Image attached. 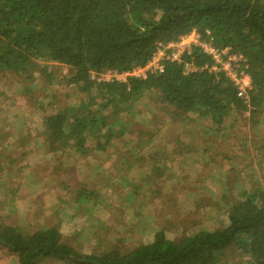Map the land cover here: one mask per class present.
<instances>
[{
  "label": "trees",
  "instance_id": "obj_1",
  "mask_svg": "<svg viewBox=\"0 0 264 264\" xmlns=\"http://www.w3.org/2000/svg\"><path fill=\"white\" fill-rule=\"evenodd\" d=\"M193 30L215 48L247 58L254 120L264 108V0H0V76L19 77L27 94L36 79L54 85L52 65L66 69L62 82L77 89L80 102L56 107L68 92L45 94L41 87L36 97L45 105L44 143L57 154L106 151L124 134L126 125L122 132L114 127L123 123V112L150 92L183 117L193 113L222 125L232 110L248 105L223 71L184 72L185 63L213 62L199 46L185 52L181 62L168 64L163 73L99 78L108 71L144 66L159 43ZM46 97L51 101L46 103ZM76 199L84 203L93 197L79 193ZM226 213L227 221L213 228L173 239L159 228L149 242L133 248L110 244L91 252L67 243L59 223L29 231L0 223V246L21 264L45 259L58 264H228L229 251H237L241 259L248 256V264H264V186L244 192Z\"/></svg>",
  "mask_w": 264,
  "mask_h": 264
},
{
  "label": "rangeland",
  "instance_id": "obj_2",
  "mask_svg": "<svg viewBox=\"0 0 264 264\" xmlns=\"http://www.w3.org/2000/svg\"><path fill=\"white\" fill-rule=\"evenodd\" d=\"M49 69L54 85L36 79L27 94L22 79L0 76L1 224L29 231L59 223L64 240L85 252L110 244L127 250L159 228L173 239L224 224L230 204L264 186V108L254 120L250 107L234 109L214 125L197 114L183 117L150 92L123 112L114 127L126 125L124 134L106 151L57 154L44 143V104L36 97L40 87L68 92L56 105L63 107L81 94L62 82L65 68ZM79 193L93 199L79 203ZM227 259L248 264L249 257L229 251ZM0 264L21 263L0 246Z\"/></svg>",
  "mask_w": 264,
  "mask_h": 264
},
{
  "label": "built area",
  "instance_id": "obj_3",
  "mask_svg": "<svg viewBox=\"0 0 264 264\" xmlns=\"http://www.w3.org/2000/svg\"><path fill=\"white\" fill-rule=\"evenodd\" d=\"M210 35V32H207ZM210 37V36H209ZM199 46L205 53L210 55L213 62L204 66H196L194 63H185L184 72H193L208 68L210 71H223L236 87L237 95L250 106L249 89L251 88V76L248 73V61L245 56L231 52L229 48L217 49L211 40L203 39L202 35L193 30L188 34L182 35L179 39L170 41L167 44L159 43L153 57L144 65L136 67L130 71L118 73L108 71L101 73L100 79H124L128 75L145 78L149 73H163L166 66L172 62H181L185 52H190L192 47Z\"/></svg>",
  "mask_w": 264,
  "mask_h": 264
}]
</instances>
